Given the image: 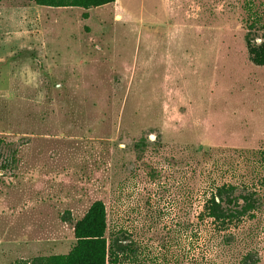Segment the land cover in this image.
Instances as JSON below:
<instances>
[{
  "label": "rangeland",
  "instance_id": "1",
  "mask_svg": "<svg viewBox=\"0 0 264 264\" xmlns=\"http://www.w3.org/2000/svg\"><path fill=\"white\" fill-rule=\"evenodd\" d=\"M255 15L264 0H0V264L69 253L96 201L129 248L118 264H264ZM223 184L263 198L221 232L204 207Z\"/></svg>",
  "mask_w": 264,
  "mask_h": 264
},
{
  "label": "trees",
  "instance_id": "2",
  "mask_svg": "<svg viewBox=\"0 0 264 264\" xmlns=\"http://www.w3.org/2000/svg\"><path fill=\"white\" fill-rule=\"evenodd\" d=\"M39 7L79 8L88 11L114 4L116 0H30ZM251 3V2H249ZM83 18L89 17L84 14ZM245 45L250 62L257 67H264V18L255 15L248 19L246 25ZM3 142H0V147ZM264 172V154L261 159ZM9 168L8 158L0 154V171ZM264 186V177L260 187ZM261 190V191H262ZM260 189L248 184H223L217 187L207 200L204 215L217 224L220 231H229L237 227L251 214L260 209L262 198ZM64 222H72L70 212L62 217ZM108 217L106 205L102 201L94 202L82 219L74 223L75 246L65 255L37 257L30 262L18 264H118L128 253L115 238L107 236ZM259 258L254 253L247 254L241 264H258Z\"/></svg>",
  "mask_w": 264,
  "mask_h": 264
}]
</instances>
